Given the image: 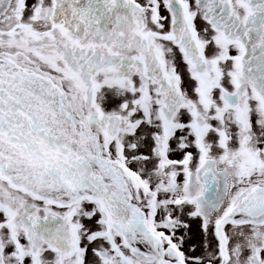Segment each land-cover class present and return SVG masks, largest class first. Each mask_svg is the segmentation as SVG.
<instances>
[{
	"label": "snow or ice",
	"instance_id": "1",
	"mask_svg": "<svg viewBox=\"0 0 264 264\" xmlns=\"http://www.w3.org/2000/svg\"><path fill=\"white\" fill-rule=\"evenodd\" d=\"M0 264H264V0H0Z\"/></svg>",
	"mask_w": 264,
	"mask_h": 264
},
{
	"label": "rangeland",
	"instance_id": "2",
	"mask_svg": "<svg viewBox=\"0 0 264 264\" xmlns=\"http://www.w3.org/2000/svg\"><path fill=\"white\" fill-rule=\"evenodd\" d=\"M198 24H199V21H198ZM179 67H180V70L183 72V70H184V65H183V62L182 61H180L179 62ZM187 77L185 76V79H186ZM193 231L195 232V233H197V235L199 234L198 233V226L194 223L193 224Z\"/></svg>",
	"mask_w": 264,
	"mask_h": 264
}]
</instances>
